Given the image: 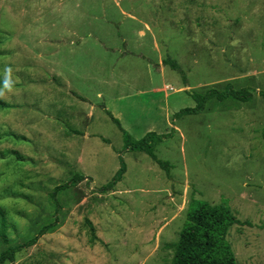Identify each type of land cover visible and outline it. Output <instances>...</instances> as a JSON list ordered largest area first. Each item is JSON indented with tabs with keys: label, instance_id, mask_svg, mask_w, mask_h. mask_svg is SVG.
<instances>
[{
	"label": "rangeland",
	"instance_id": "374dc122",
	"mask_svg": "<svg viewBox=\"0 0 264 264\" xmlns=\"http://www.w3.org/2000/svg\"><path fill=\"white\" fill-rule=\"evenodd\" d=\"M227 83L251 97L173 116ZM263 89L264 0H0L10 244L57 218L5 264H169L191 200L227 204L241 221L226 233L237 264H264ZM116 108L124 123L170 133L154 146L163 168L125 149L106 114ZM120 158L122 179L99 193ZM74 174L89 180L60 192L56 212L49 193Z\"/></svg>",
	"mask_w": 264,
	"mask_h": 264
},
{
	"label": "trees",
	"instance_id": "16d2710c",
	"mask_svg": "<svg viewBox=\"0 0 264 264\" xmlns=\"http://www.w3.org/2000/svg\"><path fill=\"white\" fill-rule=\"evenodd\" d=\"M162 63L181 72L177 63L168 57ZM261 93L264 95V89ZM191 96L195 101V106L180 109L173 114L174 117L200 113L211 99L222 101L231 98L236 101H244L251 97V93L247 88L235 89L231 84L227 83L221 90L209 88L202 93L194 92ZM106 114L122 131L126 150L144 152L163 168V162L157 159L153 151L154 146L168 137L170 133L157 134L149 131L139 139H132L123 131L119 121L110 112L106 111ZM125 170V164L122 158H120L119 168L111 179L97 191L102 194L112 190L114 184L122 179ZM85 179L87 177L84 175L74 174L68 182L52 188L49 198L55 205L56 212L60 209L57 195L68 188L76 186ZM239 223L241 221L235 217L227 204H210L207 201L191 200L187 208L184 225L174 245L173 256L169 264H237L235 255L226 239V233L232 225ZM56 225L57 218L55 216L52 221L43 225L35 236L28 238L21 244L12 245L6 234V229L10 224L7 222L3 212L0 211V238L7 244L5 249L0 252V264L13 262L17 252L36 244L40 236Z\"/></svg>",
	"mask_w": 264,
	"mask_h": 264
},
{
	"label": "crops",
	"instance_id": "0c3cea01",
	"mask_svg": "<svg viewBox=\"0 0 264 264\" xmlns=\"http://www.w3.org/2000/svg\"><path fill=\"white\" fill-rule=\"evenodd\" d=\"M159 89H153V91H158ZM79 97V96H78ZM80 99L82 100V97H80ZM120 115L122 116V111L119 109V108H116L115 109V114H114V116L116 117V119H118L119 120V122H120V125L122 126V128L125 130H127L129 133H130V130L129 129H131V131H133L134 133H135V135L133 136L134 137V139H139V138H141L142 136H144L147 132H149L150 130H149V128H147V127H145L146 125H145V122L143 123V120H140V119H137V120H135L134 119V123L133 124H129L127 121H125V123L124 122H122V119L120 118ZM113 116V117H114ZM168 118H167V116H166V120H167ZM129 125V126H128ZM128 127H129V129H128ZM153 127V126H152ZM142 128V130H139V129H141ZM144 128V129H143ZM133 129V130H132ZM125 130V131H126ZM134 130H137V131H134ZM131 134V133H130ZM119 168V167H118ZM85 176V175H84ZM86 177V176H85ZM87 179L89 180V178L87 177ZM87 179H85V180H87ZM87 180V181H88ZM93 182H94V180H93Z\"/></svg>",
	"mask_w": 264,
	"mask_h": 264
},
{
	"label": "clouds",
	"instance_id": "9594fccd",
	"mask_svg": "<svg viewBox=\"0 0 264 264\" xmlns=\"http://www.w3.org/2000/svg\"><path fill=\"white\" fill-rule=\"evenodd\" d=\"M5 87H9V81H7V80L5 82ZM0 95H2V93H0Z\"/></svg>",
	"mask_w": 264,
	"mask_h": 264
}]
</instances>
